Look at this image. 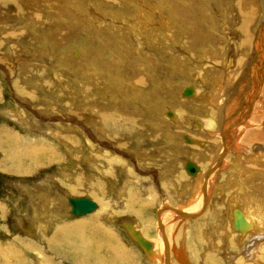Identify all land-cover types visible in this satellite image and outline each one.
Here are the masks:
<instances>
[{"label":"rangeland","instance_id":"obj_1","mask_svg":"<svg viewBox=\"0 0 264 264\" xmlns=\"http://www.w3.org/2000/svg\"><path fill=\"white\" fill-rule=\"evenodd\" d=\"M54 1L49 0L45 2L46 4L43 3L44 7L41 10H31L34 13L36 11L42 13L46 20L53 19L54 16L53 22L63 24L66 29H70L66 44L57 42L52 37L54 32L45 30L43 23H37L34 28L31 24L28 26V24L19 23L18 26L10 29L7 28V24L4 27L5 22L0 20V110H19L20 113L19 121L0 113V126L17 133L22 152L28 151L33 146L41 147L37 152H33L32 158L21 159L22 171L8 170L12 165L9 162H4L0 166V201H8L3 213L5 215L3 223L7 225V232H10L15 240L12 243L5 242L0 233V247L6 249V246L12 244L17 249L19 246L17 242L27 243L24 236L21 239L17 238L19 235L13 229L16 211L19 210L20 215L23 211L17 193L20 182L25 180L35 184L38 181L42 186L32 187L33 192L40 196L41 192L52 191L49 193L54 204L49 206L40 196L36 200L39 210L47 209L49 213L64 210L67 202L63 192L72 196H93L97 199L99 208L81 218H98L102 228L113 230L123 246L131 248L132 257L129 262L118 261L117 263L147 264L142 260V249L146 251L145 248L138 243L141 249L134 241H131L123 224L127 221V224L136 223L134 228L154 241L157 239L155 218L163 203L176 208L183 207L186 210L197 211L196 209L200 208L199 187L203 173L212 165L221 140L217 135H210L207 130H202L201 134L194 133L192 121L195 119L212 121V126L208 129L217 128L212 118L217 114V105L214 104L213 98L219 97L221 76L217 67L223 51L217 55L207 54L206 50L209 47L201 39L206 26L201 25L204 20L195 4L191 7L186 5V0H165L167 1L164 4L165 7L171 3L169 5L176 7L179 18L185 20L187 24L181 27L175 25L168 29L174 35L178 33L175 45L170 42L164 44L158 41V43L156 36L146 38V30L141 34L139 49L147 53L144 58L151 61V66L160 67L164 71L160 81H157L155 77H151V74L144 73L138 65L141 62L134 59V53L128 44L136 43L133 36L127 39L128 43L122 40L123 30L118 20L121 18V11L125 5L121 0H112V2L115 1L112 11L116 10L117 15H114L112 11L109 12L110 9L106 8V2L103 0H99L98 4L83 1V6L80 8H76L75 0L58 4ZM186 6L192 8L191 13H186ZM58 10L63 11L61 17L57 14ZM187 18L190 20L187 21ZM191 23L195 30L197 26L196 31L190 28V34L193 35L190 42L193 44L184 43L183 38H188L185 34L189 30L187 27H192ZM9 30L22 31L23 36L18 40L12 39L11 36L5 35ZM198 30L199 32L196 33ZM162 41L166 42L163 39ZM95 47L99 50L93 54L101 53L104 57L96 56L94 59L96 61L93 60L92 64L90 57H82V55H91ZM221 47L225 48V44ZM79 50L81 53L78 52ZM186 52H189V55ZM202 53L204 55H201ZM125 55L130 60L126 62L129 70L126 74L118 73L117 70L124 64L122 60ZM212 56H216L214 58L218 61L217 66ZM108 67L110 71L107 72ZM34 69L41 70V78L52 83L51 88H42L39 81L41 78H38V75L30 78L29 81L22 79L25 73H31ZM54 72L57 74L55 75ZM119 76H122L124 80H119ZM138 76H142L139 87L138 83L134 85ZM187 83L195 85L198 92L194 98L184 100L180 96L183 85L190 88L185 85ZM82 87L83 91L80 90ZM67 97L69 100L73 98L77 105L82 101L81 104L89 106L80 108L82 105L78 107L74 104H66L64 100ZM219 98L221 101V97ZM75 108L86 111L84 116L78 115L75 111L72 112ZM31 109H34L37 114L35 115ZM39 110L44 113L42 114ZM63 111L68 114V117L69 115L72 117L66 118L67 114L65 117ZM173 113L174 117H172ZM91 115L100 123L96 125L99 132L106 134L111 142H114L118 147L115 148L116 150L109 146L106 151L99 149L104 142L100 143L92 132L84 131L81 128L82 125L79 126L80 124L77 123L79 120L84 125L86 122L89 124V120L85 119H90ZM78 128L83 130L82 134ZM211 137L215 140L213 141ZM210 140L212 142L209 143ZM253 141H244L242 145L249 149ZM256 141L264 143V136ZM51 151H54L56 157L43 160L45 157L43 155ZM248 153L250 154L246 157L240 155L241 158H237L232 150L228 153L225 164L215 170L214 176L207 185L208 195L202 207L204 210H199L197 217H180L173 222L166 217L168 234H172V238L177 237H174L176 251L183 245L191 264H228V259L235 264H247L242 254V247L249 244L258 233L257 245L254 248L259 251H254V259L262 260L261 263L264 264V223L258 224V219L264 215V148H254L253 151L249 149ZM40 156L43 157L41 161H34ZM89 161H93L98 170L89 165ZM196 165L199 166L197 172ZM140 167L147 169L138 171ZM189 167H192L194 172H189ZM125 172L134 176L136 181L128 185L125 193L118 195L117 187L122 183ZM79 174L82 176L81 181L77 180L79 187L71 191L75 184V176ZM45 179L52 182L45 183ZM86 180L92 187L90 192L79 189L86 185ZM45 204L48 206L46 207ZM235 209L247 212L259 228H250L243 233L236 231L231 226ZM44 216L46 218V215ZM62 218L68 219L69 222L76 220L73 219L74 217ZM70 226L69 224V230L72 229ZM21 233L25 234L24 231ZM198 236L199 239H196ZM176 251L171 252V264H180L176 259ZM35 252L40 254L39 261L36 260ZM1 253L6 255L4 252ZM29 253L25 254L21 251L13 255L7 253L8 257L3 256L1 260L4 263L0 260V264H18L16 262L18 258L21 260L20 264H23L22 261H25L24 264H37L41 263L44 257H48L47 262L50 261L52 264H73L72 256L67 252L59 251L58 256L55 254L45 256L41 253V249ZM192 254L197 255L195 256L197 261ZM253 263L258 264L256 261ZM154 264L162 263L156 258Z\"/></svg>","mask_w":264,"mask_h":264},{"label":"bare ground","instance_id":"obj_2","mask_svg":"<svg viewBox=\"0 0 264 264\" xmlns=\"http://www.w3.org/2000/svg\"><path fill=\"white\" fill-rule=\"evenodd\" d=\"M48 1L49 0H0V20L5 22V24H3L4 27H6L5 25L7 24V28L9 27L10 29L13 28L14 26H18L19 23L20 24L24 23L25 25L28 24V26L29 24H31V27L33 28L35 27L37 23L38 24L43 23L44 27H46L45 30L54 32L52 34L53 35L52 37H54L57 42H59L60 44L62 43L66 44L67 41L69 40L68 36H70V33H69L70 29L69 30L66 29V27L63 26V24L56 23L55 21L53 22L52 20L54 19V16H53V19L50 18L46 20L45 18H43L42 13L40 12L37 13V11L34 13L35 10L43 9L44 6H42V4L43 3L46 4L45 2H48ZM64 1L70 2V0H55L54 2L58 4ZM83 1H90V2H93L94 4L97 2L98 4L99 0H75V2L77 3L76 8L82 7ZM103 1L106 2V5H107L106 8H109L110 9L109 12H111L112 8H114L113 4L115 1L114 2H112V0H103ZM121 2L123 5H125L123 10L121 11L122 13L121 18H119L118 20L119 23L121 24V27H122L121 29L123 30V32L121 33L122 40L128 43L129 41L127 42V39L129 40L133 36L136 43L135 44L128 43V44H130L129 48H131L133 51L132 53H134V56H135L134 59L141 62V63L138 62L140 69H142L144 73L146 72L147 75L151 74V77L153 76L155 77V79H157V81H160V76L164 74V71H162L160 67L151 66L150 65L151 61L150 60L147 61V59L144 58L147 55L145 50L143 51L142 49H139L141 48L139 46L141 34H143V32L146 30L147 32L145 34L147 36L146 38H148L149 36H156V42L159 41L164 44L167 42H170L172 45H175L176 44L175 38L178 35V33L177 35H174V33L168 29L171 28L172 26L175 27V25L181 27L182 25L187 24V23L185 22V20H182L179 18V14L176 13L177 12L176 7L173 8L171 5H169L171 3L168 2L169 4L166 5L167 8L165 7L164 4L167 2L165 0H146V1L145 0H121ZM193 4H195V6L199 8V12L201 13V16L204 20L203 21L201 19L204 22L201 25L206 26L205 27L206 31L204 29V31L202 32L203 36H201V39L205 43H207V46L209 47V49L206 50V52L208 51L207 54L209 53L210 55L211 54L217 55V54H220L221 51H223V53L221 54L222 57L220 58V60H218L219 65L217 63L218 62L217 59L215 60L214 58L216 56L211 57L212 60H214L213 61L214 64L218 65L217 68L221 76V80L219 81L220 82L219 97H221L222 100L220 101L219 97L217 98L214 97L215 99L213 98L214 104L217 105V109H216L217 114L215 115V117H212V118H214L213 123L217 124V128L216 129L213 128V130H210L211 128L208 129L209 127L212 126V123H211L212 121L210 122V121H202V120L195 119L192 121L193 129L195 130L194 133L197 132L199 134L202 133L201 132L202 130L204 131L207 130L209 131L210 135L212 136L217 135L218 139L221 140V143L219 144L218 150L215 153V156H214L215 159L212 165L208 167L205 173H203L202 181L199 187V192L201 193L200 205H199L200 208L199 209L197 208L196 209L197 211L186 210L183 207L176 208V207H172L171 205H167L166 203H163L162 207L158 209V212L156 214L157 216L155 218L154 227H156L157 239L154 241L147 238V236L144 234L143 236L142 233H140L137 229H135L134 225L136 223L129 222L127 224L128 221L126 223L124 222L123 228L129 234L131 241H134L139 248L142 249L141 246L145 248L146 251L142 249L143 251L142 260L144 263H147V264H154V261L156 260V258H158L160 260V263L162 264H171L170 262L171 252L172 250L176 251L175 249L176 241L174 238L176 236L172 238V234L170 235L168 234L167 226L165 223L166 217H169L170 220H172V222L173 220L175 221L176 218H180V217L195 218L197 217V215L200 213L201 210H204L202 209V207L208 195V192L206 191L207 185L209 184L212 177L214 176L215 170L221 168L225 164L226 158L228 157L227 155L231 150L237 158H241L240 155H243V156L245 155L246 157V155L251 153V152L248 153L249 149L250 151H253L254 148H258V149L264 148L263 142L256 141L257 139H260L261 137L264 136V0H186V5L192 7ZM188 6H186V9H185L186 13L187 12L191 13L192 8L191 7L188 8ZM35 7L37 8L35 9ZM31 9L34 11H32ZM115 11L114 12L112 11V12L114 15H117V12ZM62 13L63 11H60V10L57 11V14H59L60 17ZM119 15L120 14H118V16ZM191 17L193 16L191 15ZM188 20L190 19L187 18V21ZM31 21H33L34 23H30ZM256 21H258L257 24H256ZM255 24L256 26H254ZM191 26H192V23H191ZM190 28L194 29V25L192 27H187V29L189 30L186 32L187 34L185 35H188V36H185V35L183 36L188 37V38H183L184 43L190 42L193 39V35L190 34ZM195 28L197 30V26ZM198 32L199 30L196 33ZM22 33H23L22 31L14 32L12 30H9L7 34L5 35L11 36L12 39L18 40L20 39V37L23 36ZM161 38L166 42H163ZM198 39H200V37ZM191 43L192 42H190V44ZM222 44H225V48L221 47ZM189 47H191V45ZM95 48L97 50L93 49L91 55L89 54L88 56L87 54L82 55V57L83 56L90 57L89 60L92 62V64L96 56L99 55L101 57H104L101 53H98L96 55L93 54L99 50L97 47ZM188 50H191V49H188ZM57 51H59V49ZM78 52L81 53L80 50ZM186 53L187 55H189V52H186ZM201 55H204V54L202 53ZM78 56H81V55L78 54ZM127 60L130 62L129 57L125 55L122 60L124 64L117 70L118 73L123 72V74L124 73L126 74L128 72L129 67L126 64ZM109 68L110 67L107 68L108 69L107 72L110 71ZM28 71H32V70L28 69ZM40 72H41L40 69L38 70L34 69V71L31 73H25L22 79L24 81H27V80L29 81L30 78L32 77L35 78L37 75H38L37 76L38 78H41L42 74H40ZM118 73H115V74H118ZM54 74L56 75L57 73L54 72ZM141 77L142 76H138V78H136L137 80L135 79L134 85H137L138 83V87L140 86ZM119 78H120L119 80L121 79L124 80L122 76L121 77L119 76ZM39 81H40V86L42 88L44 87L48 89L51 88L50 86L52 83L50 84L48 80L46 79L44 80L41 78L39 79ZM156 83L159 84V82H156ZM185 85L189 86L190 88H186L183 85V89H182L180 97H182L184 100L189 99V98H194L198 92L197 87H195V85H192L190 83H187ZM82 89L83 87L80 90L83 91ZM187 96H190V97H187ZM21 97L23 98V96ZM64 101L66 104H70V105L74 104L75 106H78V107L82 105L80 108H86V106H89L88 104H84V103H83L84 105L81 104L82 102L81 100H80L81 101L80 104L77 105V102H75L73 98L69 100L67 97V99H65ZM62 103L63 101L61 100L60 104L62 105ZM65 103L64 105L66 106ZM210 104L212 103L210 102ZM80 108L79 109L75 108L71 110L72 112L75 111L78 115L84 116L86 111L80 110ZM31 111L35 115L37 114V112L34 109L33 110L31 109ZM39 111L41 113L43 112L42 110H39ZM0 113L2 115L4 114L8 116L9 118L15 121L20 120L19 110L14 111V110H9V109L8 110L3 109V110H0ZM68 113H70V111ZM66 114L67 113L64 112L65 117H66ZM174 116L175 115L173 113L172 117ZM70 117L72 116L69 115L68 117V114H67L66 118L70 119ZM89 118L90 119H85V120H89L90 122L89 124L86 121H84L86 122L84 125L83 122H81L80 120L77 121V123L80 124L79 126L82 125L81 128L84 129V131L86 130L89 133L92 132L97 141H100V143L104 142L103 144L100 145L99 149L106 151L108 146L112 147L113 150L115 148L117 149L118 147L115 146L114 142H111V140L109 139V137L106 136V134L99 132V129L96 126L98 123L96 118L93 117V115H91ZM65 123L66 122H64V124ZM71 126L77 128V126H75L74 124L73 125L71 124ZM122 129L123 128H121V130ZM80 132L82 134L83 130L82 131L80 130ZM211 138L213 140V137ZM212 140L208 142L210 143L212 142ZM244 141H253L252 146H250L249 149L247 147L245 148L242 145ZM20 145H21L20 139L16 132L7 130L4 127L0 126V153H1L0 166L4 162H9V163H12V165L10 166L8 170L22 171L23 167H22L21 159L26 158V157L32 158V156H34L33 152L35 153L37 152L38 149H41L40 146L39 147L33 146V148L31 149L29 150L27 149L28 151L25 152L23 150L24 152H22V149H20ZM65 145L67 146V144ZM43 156H45L44 159L43 157L41 158L40 156L39 158H35L34 161H41V159L46 160L49 157H56V154L54 153V151H51L49 153L47 152V154ZM93 161H89L88 164L91 165L94 169L98 170L97 165ZM13 166L14 168H12ZM146 169H147L146 167L144 168L140 167L138 168V171H144ZM195 169L197 172L199 170V166L196 165ZM188 171L194 172V169L192 167H189ZM125 173L126 174L123 177L122 183L120 184V186L117 187L118 195L125 193L126 192L125 189L128 187V185L136 181L134 176L129 175L128 172H125ZM81 177L82 176L80 174L75 176V179H76L75 184L73 188L70 189L71 191L77 190V186H78L77 184L79 183V181L77 180L81 181ZM46 182L51 183L52 181H48V180L46 181L45 179V183ZM39 183L41 182L37 181L35 184L34 183L30 184L26 182L25 180L20 182L21 185L19 188V192L17 193V198L20 199L22 203L23 211L21 215L18 214V212H20L19 210L16 211L17 213L15 212L16 215H14V219H13L14 221L13 229L15 232L18 233L17 235H19V237L17 238L21 239L24 236V238L27 240V243L21 244L17 242V244L19 245L17 248L18 250H20L23 253L25 252V254H30L29 252L41 249V253L44 254L45 256L46 255L51 256L54 254L58 256L59 251L67 252L71 254L72 256L71 262H73V264H120L117 262L118 261L126 262V263L129 262L130 258L132 257V251H130L131 248L129 246L128 248L123 246V244L119 240V237L116 235V233L113 230L109 231L108 229L102 228L100 226L98 218H93V219H85V218L82 219L81 218L86 215L92 214L94 211H96L99 208V203L97 199H95V197L77 196V195L72 196L71 194H67V192H63L64 195L66 196L67 207L61 211L60 210L52 211L51 209L52 212L50 211L51 213H49L46 211L47 209L45 211L39 210L36 204V200L37 198L41 196V198H44L45 201H47V204L49 206L54 205L52 198L50 196V193H49L52 191H48V193L41 192L40 196L39 195L37 196V194L33 192L32 187L41 185ZM87 187L88 189L86 190ZM90 188L92 187L87 182L86 185L81 186V188L79 189H81L82 191L90 192ZM68 197H73V198L87 197L90 200H92L95 203V205L91 210L87 212L75 214V213L70 212V204L68 203ZM6 203H8V201L6 200L0 201V224H1L0 233L5 242L10 241L9 243H12V242H15V240H13V238L11 237L10 232H7V229H6L8 228L7 225L3 223L4 217H5L3 213L6 209ZM44 215H46V218ZM232 216L233 217H232L231 226H233L236 231H241L243 233L247 230L249 231L250 228H259L256 225V222L255 221L253 222V218L249 217L247 212H245L244 210L242 211V210L235 209ZM62 217H67V218L74 217L73 219H76V220L75 222L74 221L69 222L68 219L66 218L63 219ZM260 223H264V215H262V218L258 219V224ZM69 224L71 225L70 227L72 228L70 230H69ZM233 227H232V230H233ZM21 231H24L25 234L22 235L23 232L21 233ZM135 232L138 233V235ZM257 236H259V233L256 235V237H253V239L250 240L249 244H246L245 246L242 247V254H243L245 261H247V264H254L253 261H256L258 264H263L261 263L262 260L260 261V260L254 259V255H255L254 251L255 252L257 251L256 248H254L257 245L256 243V241L258 240ZM196 239H199V236L198 238L196 237ZM138 243H140L141 246H139ZM190 245H189V248H190ZM4 249L0 247V260L3 256L8 257V254L13 255L15 253L17 254V252H20L12 244L10 246H6L5 250H7V252ZM1 252L6 253V255L2 254ZM176 252L177 253L175 254L174 252V254L176 255L177 262H179L180 264H191V262L189 261L187 257V253L184 250L183 245H181L180 249ZM34 254L36 256V260L39 261L40 254L38 252H35ZM189 254L191 253L189 252ZM192 255H193L194 260L197 261V258L195 257L197 255H194V254ZM46 258L48 257H44L43 261L41 263L38 262L37 264H50V263L52 264V262L50 261L47 262ZM18 259L16 260V262L20 264L21 260H18ZM248 260H252V261H249L250 262L249 263ZM227 261H228V264H235L234 261H231L230 259H228ZM2 263L4 262L2 261ZM22 263L24 264L25 261H22Z\"/></svg>","mask_w":264,"mask_h":264},{"label":"water","instance_id":"obj_3","mask_svg":"<svg viewBox=\"0 0 264 264\" xmlns=\"http://www.w3.org/2000/svg\"><path fill=\"white\" fill-rule=\"evenodd\" d=\"M68 203L70 204V212L75 214L87 212L95 205V203L87 197H68Z\"/></svg>","mask_w":264,"mask_h":264}]
</instances>
